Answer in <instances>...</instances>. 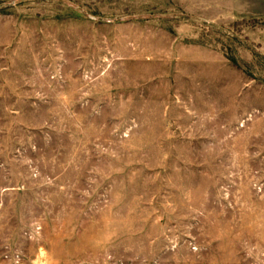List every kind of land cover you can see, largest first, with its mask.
Returning a JSON list of instances; mask_svg holds the SVG:
<instances>
[{"label":"rangeland","instance_id":"obj_1","mask_svg":"<svg viewBox=\"0 0 264 264\" xmlns=\"http://www.w3.org/2000/svg\"><path fill=\"white\" fill-rule=\"evenodd\" d=\"M0 264H264V0H0Z\"/></svg>","mask_w":264,"mask_h":264}]
</instances>
